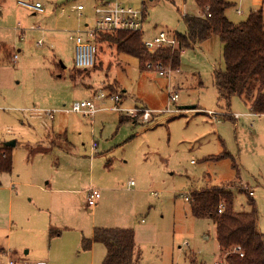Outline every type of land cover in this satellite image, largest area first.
Instances as JSON below:
<instances>
[{"label": "rangeland", "instance_id": "1", "mask_svg": "<svg viewBox=\"0 0 264 264\" xmlns=\"http://www.w3.org/2000/svg\"><path fill=\"white\" fill-rule=\"evenodd\" d=\"M32 1L36 0H3L1 4L9 16L0 25V49L8 46V52L0 54V145L18 143L13 150L15 172L24 175L29 169L26 146L45 143L50 133L67 130L69 150L87 162L81 161L76 173L78 188H95L102 194L99 207L91 213L84 202L77 203L78 209L54 210L51 223L62 236L50 241L48 231L46 245L54 243L55 250H61L70 263L102 264L104 246L98 245L101 253L86 255L88 252L77 247L81 233L88 238L94 228H124L135 231V243L141 252L138 264H193V260L196 264H223L215 223L193 217L185 196L228 186L237 172L240 183L245 182L254 193L259 230L264 237V115L252 114L239 97L231 100L230 109L219 101L213 80L216 70L225 69L219 37L186 50L178 72L166 76H161L156 67L141 70L135 57L105 43L98 49L95 68L74 84L70 74L80 72L75 70L76 46L71 37L86 25L94 28L99 0H39L45 14L21 10L23 18L17 19V4ZM228 1L233 7L226 16L234 24L247 21L251 12H264V0ZM121 2L137 9L142 6L140 0ZM78 5L85 7L82 17L75 11ZM145 7L143 42L151 54L159 49L154 42L157 34L173 31L184 35L183 16L196 17L202 11L196 0H146ZM14 26H19L22 33L8 29ZM18 49L22 54L18 53L19 60L14 64L12 56ZM168 68L164 64V69ZM46 73L66 90L74 88L75 99L44 101V91L54 88ZM103 86L120 91L122 112L114 109L116 104L110 98L93 117L68 111L73 102L92 100L96 92L109 95ZM172 93L179 94L176 104L170 103ZM137 107L154 111L155 119L149 124L121 123V118ZM168 108L173 112H165ZM50 112L53 121L46 116ZM209 112L215 115L211 117ZM233 115H239L236 121ZM58 151L49 153L51 163L45 160L49 176L59 170L55 165ZM224 153L229 156L219 158ZM1 175L0 264H40L46 247L40 251L36 247L42 246L41 229L44 221L50 223V209L33 214L35 203L26 196L24 186L18 189L12 183L17 180L14 173ZM238 190L232 189L235 211L250 212L247 195ZM30 249L32 254L26 255Z\"/></svg>", "mask_w": 264, "mask_h": 264}, {"label": "trees", "instance_id": "2", "mask_svg": "<svg viewBox=\"0 0 264 264\" xmlns=\"http://www.w3.org/2000/svg\"><path fill=\"white\" fill-rule=\"evenodd\" d=\"M196 2L202 9L203 16H183L186 33L179 34V46L175 50L159 47L151 54L143 42V33H101L95 37V44L98 49L102 44H111L119 53L135 57L141 70H146V66L152 63L155 66L165 64L176 71L180 68L181 57L186 50L194 49L214 36L219 37L224 46L225 61V69L216 70L213 74L219 101L230 109L231 100L239 97L249 106L252 114L264 115L263 9L251 12L247 21L234 24L226 16L227 10L233 7L228 0ZM206 7L210 8L211 17L205 13ZM78 72L80 76L88 73L83 70ZM107 91L118 93L116 87L107 88ZM125 118L122 123L133 120L130 117ZM6 150L0 147V172L11 168V157ZM228 156V153H224L219 158ZM219 158L213 160L217 161ZM239 183L240 176L237 172L236 179L228 186L192 192L189 198L191 213L197 219L212 220L215 223L217 242L224 254L223 264H264V237L259 230L256 203L245 191L238 188ZM235 188L247 195L250 212L235 211L236 197L232 192ZM57 235L58 233L55 236ZM94 244H102L106 248L103 264L140 262L141 252L136 246L133 230L95 229L92 239H83L82 249L88 251Z\"/></svg>", "mask_w": 264, "mask_h": 264}, {"label": "crops", "instance_id": "3", "mask_svg": "<svg viewBox=\"0 0 264 264\" xmlns=\"http://www.w3.org/2000/svg\"><path fill=\"white\" fill-rule=\"evenodd\" d=\"M0 1H1L0 7L3 10L2 13L0 14V25H3L5 22L8 21L9 12H7L2 7L3 0H0ZM30 3L36 4V3H41V2L39 0H36L34 3H33V1ZM17 5L20 8L16 12V14H17L16 18L17 19H19V16H21V18H23L21 10H26L27 12L35 14V15L36 14H45V10H44V12H31V11L24 9L23 7L19 6V4H17ZM20 12H21V15H20ZM202 16H203V13H202V11H200V15L196 16V17H202ZM23 22L25 23L26 20H23ZM8 29L22 33V31H19L20 30L19 26H14L13 28H8ZM28 29H30V28H28ZM88 29H91V27L89 25H86V29L84 31H87ZM84 38L86 40H90V41L95 43V37L92 38L89 35L85 34ZM25 44H26V42L24 41L22 43V46H24ZM1 48L2 49H0V54H3L4 52H6V53L8 52V46L7 45H2ZM18 53L22 54V49H18L17 53L15 52V54H17V55H18ZM59 53H60V51H59ZM13 56H12V59H13ZM24 57H25V55H23V57H22V60H21L22 62H24ZM18 60H19V55H18ZM12 62H13V60H12ZM96 63H97V59H96ZM75 70L78 71L77 69H75ZM176 72H178V70ZM46 77L49 78V80L53 83L54 88H53V90H50V91H46V90L44 91V93L42 95L44 101L49 102V101L54 100V102H57V100H66L69 97H73L70 101H73L75 99V97L73 95V93H75L74 88L72 90L68 91L65 89V87L61 86L60 81L52 80L51 77L49 76V74H47ZM70 77H71V79L73 78L74 84H76L77 78H80L83 76L77 75L76 72L75 73L72 72L70 74ZM58 78H59V80L62 79L63 78L62 74L60 76H58ZM54 82H59V83H54ZM102 90L105 91L107 89L104 88V86H103ZM96 94H98V92H96L93 95V97ZM108 94H115V93H109L108 92ZM118 94L121 95L120 91ZM122 102H123V96H122ZM64 105H66V103ZM137 108H145V107H137ZM145 109H148V108H145ZM125 117L127 118L128 116H125ZM155 117L156 116L153 117V120L155 119ZM53 120L54 119L52 118V121ZM122 120H124V119L121 118V121ZM233 120L236 121L237 119H233ZM133 121L136 124L139 123V121H136V120H128L127 122H124V123L133 122ZM67 133H68L67 130L59 131L58 133H50L48 135V137H47L48 139H47V141H45V143L43 141L42 144H40V142H38L39 145L37 144V146L27 145L26 146L27 152H28L27 163H28L29 169L24 173V175L21 172H15L17 170L16 169L17 168L16 167L17 162L14 159L13 150L18 146V143L16 141H11L9 143L7 142L5 144L0 145V147L7 149L6 151H7V153H9V155L11 157V168H10V170L1 171L0 174H12V173H14L17 180L12 181V183L18 189L22 188L24 186L26 196L31 197L30 201L35 203V210H33V214H34V212H37V214H38L39 212L42 211L43 208L50 209V210H48V213L50 216L49 217L50 223L47 224V222L44 221L43 226H42L43 228L41 229V231H42V238H41L42 246L36 247L37 251H40L43 247H46V250L45 251L43 250V253H42L43 258L40 261V264H79L78 261L74 262V263L68 262L64 258L61 250H58V249L55 250L54 243H49L48 246L45 243V235L48 233V231H49V240L50 241H51V239L60 238L62 236V231L55 228L54 227L55 225H52V223H54L53 222L54 219L52 218L54 210H56V209L61 210L63 208L78 209V204L83 205V202H84L87 209H91V210H88V212L91 213L94 209L99 207V203H100L98 201V204L94 209L90 208V206L88 204V197H89V189L90 188L89 187L88 188H85V187L84 188H78L79 178L77 177L76 173H78L80 170V167H81L80 162L82 161V163H86V164H87V162L83 157L73 156L72 151L69 150L70 143H69V140L67 137ZM54 149L60 150V151H58V153L60 154V157L57 159L58 163L55 164L59 170H57V172L55 174H52L49 176L48 173L46 172L47 167H48V163L45 160L46 159L49 160L48 157L51 156V155H49V153L51 151H53ZM92 159L93 158H91V160ZM49 163H51L50 160H49ZM86 164H84L85 167H87ZM90 167H92L91 163H90ZM46 179H50V181L46 182V184H44ZM19 180H22V182ZM3 181H4V176L1 175L0 176V185ZM131 182H134V181H131ZM35 188H39L42 192L38 191ZM18 192H20V191H18ZM42 193L47 194V196L45 197ZM100 199H102V195H101ZM51 221H52V223H51ZM75 229H76L77 234L81 233L79 231L78 227H76ZM95 229H121V228H104V227L94 228L92 235L88 238L83 236L81 233V236L77 240V247L81 246V248H82L83 239H92ZM125 230H127V229H125ZM128 230H131V229H128ZM52 233H55V234L52 235ZM56 233H58L57 236H55ZM134 233H135V231H134ZM135 237H136V235H135ZM98 245L99 244H94L90 250L85 251V252H88L86 255L89 256L90 252L96 253L97 251L101 253L102 249H97ZM100 245H102V244H100ZM52 250L55 251V256L53 258H52ZM103 250H104L103 252H104L105 256H104L102 264L104 263L106 253H107L105 246H104ZM27 254L31 255L32 250L30 249L29 252L27 251L26 255ZM193 261L195 262V260H193Z\"/></svg>", "mask_w": 264, "mask_h": 264}, {"label": "built area", "instance_id": "4", "mask_svg": "<svg viewBox=\"0 0 264 264\" xmlns=\"http://www.w3.org/2000/svg\"><path fill=\"white\" fill-rule=\"evenodd\" d=\"M142 3L141 8L137 9L133 6L124 5L121 0H99L98 4L95 7V13L97 16V20L94 28L88 29L87 31L78 30L76 31V35L71 37V40L75 42V66L77 70L88 71L93 69L96 65V59L98 54V46L84 38V35L87 34L90 37H96L98 34H113L120 32H128V33H143L145 29V22L147 17L146 11V0H140ZM152 1V0H150ZM19 6L26 8L31 12H44V7L41 3L36 4H28L20 2ZM209 7L205 8V13L208 14L209 17ZM2 8L0 7V14L2 13ZM75 11L82 17V13L85 11V7L83 5H78L75 7ZM238 14H242L240 9L237 10ZM154 42L159 47H169L173 50L177 49L179 46V34L173 31H162L154 37ZM13 63L16 64L18 61V55L15 54L13 56ZM157 68L161 76H166L173 72L170 68L167 70L164 69L163 64H159L155 66L152 63L147 65L148 69ZM110 98L115 102L116 107L114 108L116 111L122 112L119 105L122 103V96L119 94H109L107 95L105 92H100L94 96L92 100H83L78 101L72 104V106L68 109V111L81 114L85 117H93L96 113H98L103 105L106 102V99ZM179 99V94L172 93L170 94V103L176 104ZM165 112H173V109L168 108ZM128 117L133 120L139 121L142 124H149L153 121V117L155 116L154 111H150L145 108H136L127 113ZM209 116L213 117L215 114L212 112L208 113ZM47 118L52 119L53 113H46ZM234 116V115H233ZM235 119H238L239 115L234 116ZM96 151V148H94ZM4 157H6L4 155ZM93 158V157H91ZM134 182H130V186H133ZM238 188L242 191H245L249 197H253L254 193L249 188V186L243 182L239 183ZM101 192L96 190L95 188L89 189V197L88 204L90 208L94 209L98 201L101 198ZM189 195L187 194L185 197L186 201H189ZM222 211H220L221 213ZM243 256V255H242ZM13 264V263H11Z\"/></svg>", "mask_w": 264, "mask_h": 264}]
</instances>
